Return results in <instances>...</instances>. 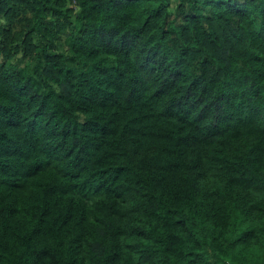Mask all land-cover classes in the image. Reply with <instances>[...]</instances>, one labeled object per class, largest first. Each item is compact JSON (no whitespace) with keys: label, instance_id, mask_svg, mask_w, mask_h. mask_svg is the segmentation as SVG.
Segmentation results:
<instances>
[{"label":"trees","instance_id":"obj_1","mask_svg":"<svg viewBox=\"0 0 264 264\" xmlns=\"http://www.w3.org/2000/svg\"><path fill=\"white\" fill-rule=\"evenodd\" d=\"M0 264H264V0H0Z\"/></svg>","mask_w":264,"mask_h":264}]
</instances>
